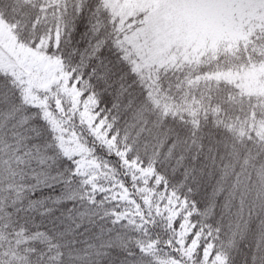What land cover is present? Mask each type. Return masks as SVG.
<instances>
[{
	"label": "snow or ice",
	"instance_id": "obj_1",
	"mask_svg": "<svg viewBox=\"0 0 264 264\" xmlns=\"http://www.w3.org/2000/svg\"><path fill=\"white\" fill-rule=\"evenodd\" d=\"M0 264H264V0H0Z\"/></svg>",
	"mask_w": 264,
	"mask_h": 264
}]
</instances>
